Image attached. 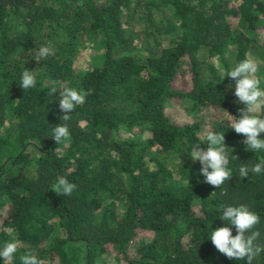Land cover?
Here are the masks:
<instances>
[{"label":"trees","instance_id":"1","mask_svg":"<svg viewBox=\"0 0 264 264\" xmlns=\"http://www.w3.org/2000/svg\"><path fill=\"white\" fill-rule=\"evenodd\" d=\"M91 43L93 62L76 67ZM45 45L55 55L37 61ZM245 58L258 59L264 88V0H0V248L20 244L6 264L28 250L44 264H108L106 253L118 264H247L210 239L222 226L236 235L222 207L245 204L264 246V173L239 177L264 150L228 129L246 105L221 75ZM25 69L37 81L26 91ZM64 87L85 95L65 122ZM170 99L191 119L170 117ZM61 123L71 138L58 145ZM207 130L225 132L233 177L219 188L189 155L207 149ZM58 178L72 195L52 190Z\"/></svg>","mask_w":264,"mask_h":264},{"label":"clouds","instance_id":"2","mask_svg":"<svg viewBox=\"0 0 264 264\" xmlns=\"http://www.w3.org/2000/svg\"><path fill=\"white\" fill-rule=\"evenodd\" d=\"M50 55H55V50L45 45L38 49L34 58L41 61L47 59ZM258 72V63L251 58H245L227 73H221L222 80L227 75L235 81L234 94L239 102L246 105V108L240 110L241 115L239 118L228 112V129L231 128L237 134H242L245 137L243 143L248 150L254 152L264 150V138H261V134L264 133V88L261 87ZM19 83L26 91L34 88L37 81L32 72L25 69ZM57 90L56 87H52L49 90V95L52 96ZM84 103L85 95L81 91L72 87H64L60 91L59 100V107L64 113L61 117L62 121H69L76 106ZM51 136L58 145L62 141H69L71 138L69 126L66 123L57 125L52 128ZM204 141L208 144L207 149L196 144L192 146L189 155L193 162L199 161L202 165L200 171L205 178V182L219 188L226 180L233 177L232 171L228 167L230 161L226 153L225 132L207 130ZM233 158L238 159L236 156ZM250 172L257 175L264 173V159L255 163L251 168L246 165L240 166L239 177L243 179L249 176ZM76 187L74 183L69 182L66 178H58L57 182L52 185V190L59 196H70ZM220 218L234 226L237 234L233 235L232 228L229 226L212 230L210 239L217 251L228 259H246L247 264H252L253 260L264 252V246L256 243L260 232L253 230L260 223L259 215L247 205L240 204L238 206H223ZM19 247L18 240L13 239L5 242L4 246L0 248V257L4 258V264L12 261ZM20 264H44V261L38 258L32 250H28L20 256Z\"/></svg>","mask_w":264,"mask_h":264},{"label":"rangeland","instance_id":"3","mask_svg":"<svg viewBox=\"0 0 264 264\" xmlns=\"http://www.w3.org/2000/svg\"><path fill=\"white\" fill-rule=\"evenodd\" d=\"M96 49H98L97 45H93L92 43L87 45L86 47L81 48L75 58L74 65L81 68L88 67L93 62L92 56L94 55V50ZM198 57L201 60L206 59L207 51L205 49H200L198 52ZM213 60L214 62H216L215 57L213 58ZM255 61L258 62V59ZM165 111L169 114L170 117L181 122L191 119V116L186 112L184 102L177 101L175 99H170L165 107ZM105 258L107 259L108 264H118L111 253H106Z\"/></svg>","mask_w":264,"mask_h":264}]
</instances>
